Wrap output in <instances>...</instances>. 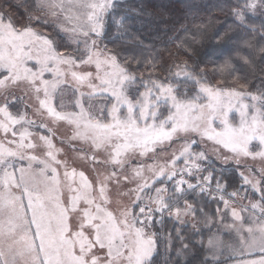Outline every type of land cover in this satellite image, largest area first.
Listing matches in <instances>:
<instances>
[{
	"label": "snow or ice",
	"instance_id": "1",
	"mask_svg": "<svg viewBox=\"0 0 264 264\" xmlns=\"http://www.w3.org/2000/svg\"><path fill=\"white\" fill-rule=\"evenodd\" d=\"M0 264H264V0H0Z\"/></svg>",
	"mask_w": 264,
	"mask_h": 264
},
{
	"label": "trees",
	"instance_id": "2",
	"mask_svg": "<svg viewBox=\"0 0 264 264\" xmlns=\"http://www.w3.org/2000/svg\"><path fill=\"white\" fill-rule=\"evenodd\" d=\"M154 2H159V0H154ZM146 35L148 36V38H152V34H151V32L146 33ZM165 40H167V37L161 35L160 38L156 40V43H157V45L162 46V45H163V42H164ZM208 50L211 52V54H213V55L215 54L214 50H212L210 47H209Z\"/></svg>",
	"mask_w": 264,
	"mask_h": 264
},
{
	"label": "rangeland",
	"instance_id": "3",
	"mask_svg": "<svg viewBox=\"0 0 264 264\" xmlns=\"http://www.w3.org/2000/svg\"><path fill=\"white\" fill-rule=\"evenodd\" d=\"M53 127H56V126L54 125ZM60 131H62V130H60ZM57 134L59 135V132Z\"/></svg>",
	"mask_w": 264,
	"mask_h": 264
}]
</instances>
